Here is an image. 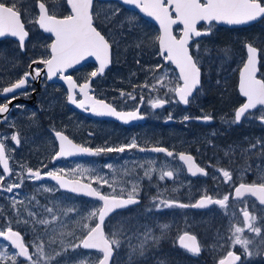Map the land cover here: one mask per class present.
Listing matches in <instances>:
<instances>
[{"label": "flooded vegetation", "instance_id": "af4514ba", "mask_svg": "<svg viewBox=\"0 0 264 264\" xmlns=\"http://www.w3.org/2000/svg\"><path fill=\"white\" fill-rule=\"evenodd\" d=\"M41 2L46 4L50 14H55L58 17L67 14L64 0H41ZM18 5L22 11L28 10L29 15L23 16V19L38 18L37 0H22V2L18 0ZM108 6H118L124 14L136 17L139 24L147 29V36L151 37L158 50V41L155 38L159 35V27L141 16L137 10L126 8L117 1L94 0L95 21L102 34L106 33L110 39L107 31L109 16L102 9V7ZM26 27L29 36L26 38V48L23 52L20 50L16 38H0V85L8 86L20 74L28 71L27 66L31 59L43 55L45 46L54 39V37L44 34L35 23L27 24ZM207 28L208 25L205 24L202 30ZM198 39L201 45L200 50L197 52L193 49V51L199 57L202 65L201 88L190 98V103L186 107H182L180 103H167L161 108H151L148 103L150 99L164 98L162 83L154 78H149V88H144V84L110 83L109 75L115 67L114 46L112 47L110 67L102 75L94 79L90 78V94L112 104L118 111H131L139 107V113L143 119L135 120L136 123L133 125L127 126L111 119L93 118L94 114L90 109L85 111L72 105L67 101L66 82L58 78L48 81L42 75L39 79L30 81V87L26 89L28 94L20 95L9 106L11 110L6 114L7 122H2L0 119V135L6 134L5 142L8 146L6 156L13 173L12 176H6L3 181H0V184L7 185L18 182L16 174L22 169L26 176L29 167L33 170L40 169L42 173L62 169L61 174L66 178L74 177L82 183H92L93 176H102L109 181L112 187L104 185L101 191L111 195L113 192L120 193L123 188L122 198L125 199L135 184L139 192L137 199L140 202L113 211L106 218L105 226L106 234L115 233L114 238H120L122 245L126 243L125 236L129 229H136V236L139 237H142L141 229H148L152 236L156 237L147 254L139 261L132 262L130 260V264H216L217 260L228 250H234L241 255V261L238 264H264V255H254L249 258L243 255L241 246L236 245L234 248H230L226 239H222L231 235L230 228L244 226L240 211L243 208V203L232 199L233 186L224 183L222 174L216 175V178L212 179L215 169H225L232 173L235 185L240 182H260L259 170L256 167L260 160L258 161L256 150L247 152L245 150L248 148H240L237 144L242 143H235V140L238 137L244 141L247 137L251 139L259 136L258 127L264 128V125L261 124L258 117L255 118V115L262 110L258 108L255 112L248 113L240 123L234 122V112L243 104L238 91V78L240 69L246 61L245 45L247 43H252L253 46L261 50L257 77L264 78L262 64L264 61V19L254 21L244 27L233 28L214 23L211 35ZM226 49L229 50V53H222ZM206 52H210L209 55ZM158 57L163 65H170L176 76L178 75L172 65L161 58L159 52ZM220 57H224L221 59H225L227 63L223 64L220 59H217L219 60L217 63L213 61ZM228 57L231 58L232 63ZM229 63L234 67L229 66ZM208 64L211 69L207 68ZM33 67L36 66L33 65ZM97 68V64L87 63L69 69L66 74L72 75L78 84H82ZM212 69H214V72H211L212 75H207V72ZM223 75L228 80L230 78L229 90H232L237 97V100L232 101L228 106L232 109L229 116L224 117L219 111L221 109L219 102L210 106L197 107L193 101L197 92L203 89L208 92L209 99L212 94H215V91H220L224 85L218 80ZM173 83L171 81L172 85ZM152 84H156L158 90H152ZM121 91L130 92L137 99L121 97ZM141 96L145 98L143 104L140 103ZM76 98L77 100L82 98L78 91ZM5 102L6 98L0 95V103ZM14 105H24L25 107L19 109ZM184 113L191 117L189 121L183 120ZM169 114L173 117L171 121H168ZM204 115L213 117L210 123L202 124L197 121L196 117ZM147 130L150 132L148 133ZM56 131L67 135L74 143L93 149L109 146L119 147L133 142L138 147L126 150L125 153L104 152L98 156L78 154L54 160V153L58 150ZM13 133L19 134L21 140L19 146H14V142L8 138ZM154 147H164L172 151L174 155L167 157L165 153L153 152L151 149ZM139 148H144L145 151L141 152ZM180 153L192 155L195 163L204 167L209 173L208 177L201 174H197L195 177L191 176L187 172V166L178 159ZM109 163L113 165L112 169L106 167ZM262 163L264 164V161ZM150 166L152 171L149 170ZM249 166H251V171L248 170ZM146 171L152 176L151 180L145 176ZM167 171H172L173 177H165L164 180H160L159 177ZM87 172L91 173V176H87ZM0 174H2V166H0ZM92 186L99 187L94 183ZM50 187H58L50 178L35 182L25 179L23 187L15 190L20 194L16 199L17 208L22 213L19 216L12 207L13 201L10 199L12 194L0 191V228L6 229L10 223L13 230L20 231L24 241L30 243V238L25 232L28 224L24 225L17 221L27 217L25 206L33 197H36L40 203L50 200L51 197L48 196L50 193L44 191L45 188ZM205 192L212 195L213 198H222L223 195L230 194L228 208L222 210L219 206L212 205L207 209L189 207L157 211L152 203L153 198H156L157 201L170 199L179 203L191 204ZM55 193L65 196L71 203L73 201L72 204L80 209L93 208L95 210L102 206V202L83 194L72 193L68 190H58ZM245 199L250 213L257 217L255 223L260 226L264 206L259 205L255 197L249 196ZM36 207L34 206V210ZM88 222L94 223V221ZM185 232L197 237V243L202 249L200 255H191L179 246L178 237ZM262 232H264V228H262ZM243 235L253 239L252 250L255 251L256 246H264L261 245V240L256 237L255 233L245 230ZM0 244L7 245L8 242L0 239ZM8 249L12 251L10 247ZM124 249L127 250V247L124 246ZM89 252L96 254V260L101 255L97 251H81V253ZM114 259L115 249L111 264H114Z\"/></svg>", "mask_w": 264, "mask_h": 264}, {"label": "snow or ice", "instance_id": "6c2138e0", "mask_svg": "<svg viewBox=\"0 0 264 264\" xmlns=\"http://www.w3.org/2000/svg\"><path fill=\"white\" fill-rule=\"evenodd\" d=\"M22 2V0H21ZM123 5L134 6L139 10V13L152 18L159 25V35L155 38L158 41V52L161 58L171 65H174L175 70H178L174 86L168 88L165 92L166 98L150 99L148 103L151 108L157 109L164 107L167 103H180L187 106L190 103V98L201 84L202 65L199 57L194 54L193 49L197 52L200 50L199 39L202 36H208L212 33V25L221 23L226 25H246L251 22L264 19V0H120ZM67 14L58 17L55 14H50L49 9L44 2L37 0L38 13L37 17H29L27 20L23 16H28V10L23 11L18 5V0H0V38L12 37L16 38L20 50L23 52L26 48V38L29 36V31L26 25L35 23L44 33H48L52 39L49 45L45 46V52L38 58L31 59L28 64V71L20 74L14 82L8 86L0 85V95L6 98L5 103H0V119L2 122H7V115L10 112V105L18 99L20 95H27L26 89L30 87V81L39 79L42 75L48 80L58 78L67 84V101L77 108L89 110L97 116L115 117L118 120L128 123L130 121L143 119L139 113V107L131 111H118L110 103H106L103 99H98L90 94L91 85L90 78H96L105 72V69L111 63V50L113 43L107 37V34H102L98 30V25L95 21L93 12L94 0H64ZM113 15H119V9L113 12ZM119 23V21H116ZM208 25L206 30L203 25ZM128 31L135 28V20L128 21ZM137 39H139L137 37ZM137 49L143 48V43L135 45ZM246 61L239 72V93L246 98L238 109L234 112V122L240 123L242 117H245L251 110H256L258 107L262 110L258 119L264 123V78H258V63L260 49L253 46L252 43H247ZM88 58H94L99 66L96 70L90 73V77L85 79V82L78 84L72 75L66 74L69 69L75 68ZM139 64V60L136 61ZM35 65L36 67H33ZM151 71V69H149ZM161 86H163L161 84ZM144 88H149L148 83H144ZM152 90H158L156 84L151 85ZM33 91H35L33 89ZM79 92L81 99L77 100L76 93ZM168 92L173 94V97H168ZM121 97H127L131 100H136L137 97L132 93L120 92ZM144 97H140V103H144ZM15 108L23 109L24 105H14ZM190 116L185 115L184 121H189ZM198 120L210 122L213 117L204 115L196 117ZM173 120L171 114L168 116V121ZM10 140L14 142V146H19L21 140L18 133L10 135ZM55 138L58 141V150L54 153V160L67 158L78 154H88L98 156L101 153L117 152L125 153L126 150L135 149L138 145L133 142L119 147H100L90 148L74 143L67 135L60 131L55 132ZM6 134L0 135V166H2V174L0 181H3L6 176H12L9 160L6 156L7 144L5 142ZM260 151V159L264 161V141H258L251 144L246 149L247 152L253 150ZM139 151H145L144 148H139ZM151 151L156 153H165L167 157H173L174 153L164 147H154ZM227 155V153H226ZM179 161L187 166V172L195 177L201 174L208 177L209 173L204 167L198 166L192 155L180 153ZM45 167H47L45 165ZM112 169L111 163L106 165ZM257 168L261 165L257 164ZM251 171V166L248 167ZM63 170H49L43 172L40 169L33 170L31 167L27 169L25 176L23 170L17 173L18 182L9 183L7 185L0 184V191L12 194L10 199L13 201L12 207L16 210L17 216L22 215L16 205V199L20 195L15 190L23 187L25 179L29 181H41L45 178L56 183L58 187L45 188V192L55 193L58 190H68L72 193L83 194L87 197L96 198L102 202V206L95 210L88 211L87 215H83L81 210L73 208L67 209L65 216L67 219H62L57 214L59 203H54L52 207L43 206V211L48 214L49 218H44L40 213L34 210V206H40V201L33 197L25 206L27 218L22 222L33 224L34 238L31 243H26L21 232L13 230L9 223L6 229L0 228V238L7 241L4 246L5 250H0V264H61L64 259L72 260V264H83L82 261L73 259L69 252L76 253L77 249L95 250L101 255L97 258L95 264H111L114 256V246L116 251H119L122 241L116 239L115 233L106 234V217L114 210L124 209L128 206L138 204L137 199L139 192L134 184L127 194V198H122L124 189L120 193L109 195L104 194L101 188L109 184L107 179L102 176H93L92 183H82L76 178H66L61 173ZM216 175L222 174L225 184L233 186L234 194L232 199L241 201L243 208L240 210L243 216V227L235 226L230 228L231 235L222 238L226 239L230 248L239 245L243 249V255L251 258L254 255H264V246H256V250H252L254 241L251 237H245L243 233L247 230L249 233H255L256 237L260 238L261 245H264V232L262 227L255 222L257 217L252 215L248 209V204L245 197H255L259 205L264 206V176L260 177V182L253 181L252 183L240 182L234 184L233 175L229 170L215 169ZM147 179L151 180L152 176L149 172H145ZM165 177H173L172 171L164 172L159 177L164 180ZM96 184L99 187H93ZM230 194H225L222 198H213L212 195L206 192L200 196L194 203H179L170 199H161L159 201L153 198V205L157 211L162 209L173 208H194L207 209L212 205L219 206L220 209L228 208ZM68 213L73 215L68 216ZM225 214H227L225 212ZM80 216V219H76ZM68 219L75 220L77 228L71 232H65L62 229L68 227ZM85 221H94L88 223ZM21 221H17L19 223ZM39 226V227H37ZM44 228L43 234L39 228ZM136 229H129L125 236V242L131 244L137 239ZM142 238L139 239V247L133 246L132 256L139 255L141 258L145 256L148 250L152 247L156 237L152 236L150 230L141 229ZM79 233V234H77ZM47 237V239H46ZM71 237L67 245L65 238ZM151 237V239H149ZM179 246L186 250L189 254L198 256L201 254V247L197 243L195 235H189L185 232L179 235ZM75 241V242H73ZM222 246V245H221ZM11 248L9 252L6 249ZM57 247L60 249L57 251ZM51 248L50 254L46 249ZM90 256L91 253H85ZM241 261V255L234 250L226 251V254L219 258L216 264H238Z\"/></svg>", "mask_w": 264, "mask_h": 264}, {"label": "rangeland", "instance_id": "374dc122", "mask_svg": "<svg viewBox=\"0 0 264 264\" xmlns=\"http://www.w3.org/2000/svg\"><path fill=\"white\" fill-rule=\"evenodd\" d=\"M103 11L109 16V28L108 34L110 35V42L113 43L114 46V54H115V67L113 72L109 75L110 83L112 84H139L143 85L144 83H148L149 78H154L158 82L162 83V89H163V96L165 97V92L168 90V88L174 86L176 81V74L173 71V69L170 67V65H163L162 62L159 60L158 57V50L156 47V44L153 42L151 37L147 36V29L141 26L139 24V20L129 14H124L118 6H108V7H102ZM119 9V15H113V12ZM135 20V28L131 30V33L127 30L128 29V21L129 20ZM116 21H119V23H116ZM137 37L139 39H137ZM228 41V40H227ZM226 41V43H227ZM143 43L142 49H137L135 47L136 44ZM204 44H209L205 43ZM224 46H227V44H224ZM236 47H238V44H236ZM210 52H206L207 55H209ZM222 53H229V50L226 49L225 51H222ZM215 58L213 61L215 63L219 62L220 59L223 64H226L227 61L225 59ZM229 58V57H228ZM230 63H232L231 58ZM139 60V64L136 63V61ZM206 62V61H205ZM229 63V66H231ZM263 64V72H264V61ZM227 67V66H226ZM234 67V66H231ZM208 69H211V66L207 65ZM151 69V71H149ZM211 72H214V69L209 70L207 72V75H212ZM227 77L223 75L219 78V82H221L224 86L221 88L220 91H215V94H212L210 99L207 97L208 92H206L204 89L200 92H197L196 96L194 97L193 101L196 103L195 106L197 107H203L205 105H213L219 102L221 109L219 110L221 113V116H229L231 108L228 106L231 104L232 101H236L237 97L234 95L232 90L230 89V78L227 81ZM171 81H173V85L171 84ZM217 82V81H216ZM209 91H212L209 89ZM168 97H173V94L171 92H168ZM193 102V104H194ZM204 103V104H203ZM185 114V113H184ZM189 115V114H185ZM260 113L255 115L256 117H259ZM254 118V120H255ZM148 133L150 132L147 130ZM146 131V133H147ZM259 136L258 137H252L251 139L247 137L246 140H242L241 137H238V139L235 140V143H242L237 144L240 148H249L251 144L256 143L258 141H264V128L258 127ZM132 138H135V136H132ZM256 153L258 155V161L260 160L261 165L259 170V178L264 176V164L262 163V160L260 159V151L258 149L256 150ZM149 170H153L152 167H149ZM87 176H91V173L86 174ZM117 180V179H116ZM50 196V200L45 203H40V206H37L35 211L40 213L44 218H49L48 214L43 211V206L47 205L49 207H52L54 203H59L60 207L57 209V214L62 219H67L65 216V213L67 212V209L69 208H75L81 210L83 215H87L88 211H92L93 208H87V209H80L76 205H73L70 201H67L69 199H66L65 196L59 195L57 193H50L48 194ZM40 210V211H39ZM65 210V211H64ZM263 217L260 220V226L264 228V211H263ZM73 215L72 213H68V216ZM27 218V217H26ZM25 218L21 220L22 221ZM76 219H80V216H77ZM88 222V221H85ZM89 223V222H88ZM76 222L75 220L68 219V227L62 229L65 232H71L76 228ZM22 227V226H21ZM39 227V226H37ZM21 229V228H20ZM39 231L41 234L44 232V228L40 227ZM27 236L30 238V243L33 241L34 238V231H33V224L30 222L25 230ZM25 234V233H24ZM79 234V233H77ZM142 237L137 236V239L132 241L131 244H128L127 242L125 245L121 244V247L119 251H116L115 247V259L114 264H130V260L132 262L139 261L142 258L137 254L134 257L132 256V248L133 246L139 247V239ZM47 239V237H46ZM120 239V238H116ZM151 239V237L149 238ZM71 240V237L65 238V244L67 245L68 241ZM75 242V241H73ZM5 244H0V250H5L4 248ZM124 246L127 247V250L124 249ZM9 252L8 248L6 249ZM59 251L60 249L57 247L56 249ZM50 254L52 253V249L48 248L46 249ZM82 250L77 249L76 253L69 252V255L73 257V259L80 260L83 262V264H91L96 262V254L91 253L90 256H86L85 253H81ZM21 264H23V259H21ZM61 264H72V260L64 259L61 261ZM133 264V263H131Z\"/></svg>", "mask_w": 264, "mask_h": 264}, {"label": "water", "instance_id": "95a60500", "mask_svg": "<svg viewBox=\"0 0 264 264\" xmlns=\"http://www.w3.org/2000/svg\"><path fill=\"white\" fill-rule=\"evenodd\" d=\"M116 1H119L120 2V0H116ZM121 3V2H120ZM122 4V3H121ZM126 6V8H130V9H134V10H137L138 12H139V10L138 9H135L133 6H131V5H125ZM144 18H146V19H148V20H150L152 23H154L155 25H157L158 27H159V25H158V23L156 22V21H154L152 18H149V17H147V16H145L144 14H142V13H140ZM252 23V22H251ZM217 24H221V23H217ZM250 24V23H249ZM222 25H224V26H227V27H237V26H245V25H226V24H222ZM246 25H248V24H246ZM47 35H50V34H48V33H46ZM85 63H94V64H97V66H99V64H98V62L97 61H95V59L94 58H88L86 61H83L80 65H77V66H75V67H80L81 65H83V64H85ZM110 65H111V63H110ZM258 65H259V63H258ZM110 67V66H109ZM108 67V68H109ZM173 67H174V65H173ZM108 68H106V69H108ZM175 68V67H174ZM105 69V70H106ZM177 72H178V70H177ZM257 74H258V72H257ZM94 79V78H93ZM61 82V81H60ZM200 87V86H199ZM198 87V88H199ZM238 91H239V83H238ZM196 92V91H195ZM195 92H194V94H195ZM193 94V95H194ZM240 94V93H239ZM240 96L241 97H243L241 94H240ZM244 98V97H243ZM246 99V98H245ZM183 107H186L185 105H183V104H181ZM238 109V108H237ZM91 116V115H90ZM93 118H97V119H111V120H116V121H118V122H121V123H123V124H125V125H130L131 123H134L135 121H130V122H128V123H124V122H122V121H120V120H118L117 118H115V117H108V116H97V115H95L94 114V116H93ZM243 118V117H242ZM197 121L199 122V123H205V124H207V123H210V122H204V121H202V120H198L197 119ZM262 124H264V123H262ZM90 198H93V197H90ZM94 199H96V198H94ZM115 211V210H114ZM111 214V213H110ZM109 214V215H110ZM0 239H3V238H0ZM93 251H95V250H93Z\"/></svg>", "mask_w": 264, "mask_h": 264}, {"label": "bare ground", "instance_id": "6f19581e", "mask_svg": "<svg viewBox=\"0 0 264 264\" xmlns=\"http://www.w3.org/2000/svg\"><path fill=\"white\" fill-rule=\"evenodd\" d=\"M238 83H239V80H238ZM241 99L243 100V103L246 102V99H245V98L242 97ZM255 111H256V110H251L249 113H253V112H255ZM247 114H248V113H247ZM247 114H246V115H247ZM246 115H245V116H246ZM243 118H244V117H243ZM261 124H262V123H261ZM263 125H264V124H263Z\"/></svg>", "mask_w": 264, "mask_h": 264}]
</instances>
